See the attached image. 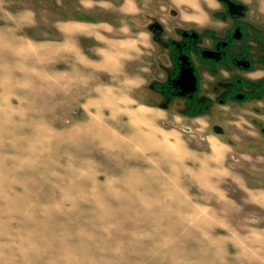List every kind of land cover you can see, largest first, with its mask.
I'll list each match as a JSON object with an SVG mask.
<instances>
[{
	"label": "rangeland",
	"instance_id": "obj_1",
	"mask_svg": "<svg viewBox=\"0 0 264 264\" xmlns=\"http://www.w3.org/2000/svg\"><path fill=\"white\" fill-rule=\"evenodd\" d=\"M51 10L0 0V264H264L256 133L227 126L230 146L182 101L150 106L163 71L134 87L72 64Z\"/></svg>",
	"mask_w": 264,
	"mask_h": 264
},
{
	"label": "flooded vegetation",
	"instance_id": "obj_2",
	"mask_svg": "<svg viewBox=\"0 0 264 264\" xmlns=\"http://www.w3.org/2000/svg\"><path fill=\"white\" fill-rule=\"evenodd\" d=\"M135 1L143 12L139 17L142 29L158 48L155 57L166 56L169 62L167 67L162 65L163 80L148 85L159 98L150 106L168 111L176 99L182 101V117L204 120L213 133L214 127L220 128L221 133L214 134L228 137L225 140L230 146L236 142L225 121H236L230 117L232 112L249 111L255 116L246 118V130L256 133L264 148V0H229L235 4L231 8L225 0H206L214 7L210 12L200 0H192L195 7L177 5L181 0ZM229 10L242 14L230 15ZM182 15L210 16L216 27L200 28L197 21L180 24L177 20ZM181 67L191 68L196 79L191 97L178 95ZM206 75L212 80H206ZM215 108L226 112H218L213 120Z\"/></svg>",
	"mask_w": 264,
	"mask_h": 264
},
{
	"label": "crops",
	"instance_id": "obj_3",
	"mask_svg": "<svg viewBox=\"0 0 264 264\" xmlns=\"http://www.w3.org/2000/svg\"><path fill=\"white\" fill-rule=\"evenodd\" d=\"M47 2L49 10L57 8L55 11H48L47 14L53 21L51 25L53 30L56 31L53 41L52 38L48 41L49 47L52 49V45L55 44V47L63 48V57L67 59L70 55L72 64L75 65L78 60L83 64L85 58L87 68L93 69L97 74H111L114 76L112 80L123 75L122 80L136 82L134 87L144 85L152 73L162 72L164 64L161 62V56L155 57L158 53L157 46L151 41L149 33L142 29V25L136 22L142 10L135 0H47ZM176 4L195 7L192 0L176 1ZM52 12L56 16L53 17ZM197 17L182 15L177 22L180 24L182 21L193 22L197 21ZM249 78L254 79V76ZM205 79L212 80L208 75ZM215 111L212 117H217L220 111L226 112V109L215 108ZM249 116L255 115L249 111L237 110L230 116L236 121L225 123L230 127L234 126V130L237 129L242 139L243 133L244 137L248 133L246 118ZM253 135L257 147L261 144L263 152L261 139L257 134ZM256 203L264 207V190L258 193Z\"/></svg>",
	"mask_w": 264,
	"mask_h": 264
},
{
	"label": "water",
	"instance_id": "obj_4",
	"mask_svg": "<svg viewBox=\"0 0 264 264\" xmlns=\"http://www.w3.org/2000/svg\"><path fill=\"white\" fill-rule=\"evenodd\" d=\"M225 2L229 6V8H231L233 5H235V4L231 3L229 0H225ZM240 8H242V7H240ZM229 14L230 15H241L242 13L241 12L240 13L233 12V10H229ZM182 67L180 69L179 76L177 79L178 86L180 87V91L178 92V95L179 96L188 95L189 97H191V94L195 91V88H196V79L192 73L191 68L182 69ZM213 131L216 134L221 133V129L218 127H214Z\"/></svg>",
	"mask_w": 264,
	"mask_h": 264
},
{
	"label": "bare ground",
	"instance_id": "obj_5",
	"mask_svg": "<svg viewBox=\"0 0 264 264\" xmlns=\"http://www.w3.org/2000/svg\"><path fill=\"white\" fill-rule=\"evenodd\" d=\"M140 165H141V164H140ZM140 165H139V167H141ZM139 169H140V168H139ZM203 228L206 229V227H203ZM203 228H202V229H203ZM207 228H208V227H207ZM208 229L210 230V227H209ZM206 230H207V229H206ZM206 232H208V231H206ZM210 238H212V237H210ZM205 240H208V239H205ZM211 240L213 241V239H211ZM211 240H210L208 243L205 242V243L207 244V246H208V244H210V243L212 242ZM247 240H248L247 242H248V243L250 244V246H251V249L253 250V251H252V250L250 249V250L252 251V253H253L254 251H255V252H260V253H262L263 256H264V252L262 251V250H264V249H263V247H262V245H261L262 243H261L259 240H256V239H252V240H250V241H249V239H247ZM221 243H222V242H221ZM248 243H247V244H248ZM206 244H205V245H206ZM211 245H212V244H211ZM211 245H210V246H211ZM210 246H209V247H210ZM248 247H249V246H248ZM212 249H213V248H212ZM213 250H214V249H213ZM219 251H222V250H219ZM248 251H249V250H248ZM248 251H247V252H248ZM251 251H250V252H251ZM239 252H240V251H239ZM242 252H243V251H242ZM245 252H246V251H245ZM215 253H216V252H215ZM217 253H219V252L217 251ZM243 253H244V252H243ZM243 253H240V255L243 254ZM210 254H211V253H210ZM246 254L249 255V253H246ZM254 254H255V253H254ZM251 255H253V254H251ZM212 256H214V254H213ZM215 256H216V255H215ZM217 256H219V255H217ZM241 256H242V255H241ZM254 256H255V255H254ZM260 256H261V255H260ZM242 257H244V256H242ZM247 257H248V256H247ZM247 257H246V258H247ZM251 257H252V256H250V258H251ZM213 258H215V257H213ZM217 258H218V257H217ZM244 258H245V257H244ZM250 258H249V259H250ZM252 258H253V257H252ZM215 259H216V258H215ZM249 259H248V260H249ZM253 259H254V258H253ZM258 259H259V258H258ZM261 259H263V258H261ZM241 260H243V259H241ZM245 260H246V259H245ZM248 260H247V261H248ZM254 260H255V259H254ZM238 261L240 262V260H238ZM249 261H252V259L249 260ZM245 262H246V261H245ZM261 262H262V261H261ZM241 263H243V262H241ZM248 263H249V262H248ZM250 263H251V262H250ZM258 263H259V262H258Z\"/></svg>",
	"mask_w": 264,
	"mask_h": 264
}]
</instances>
